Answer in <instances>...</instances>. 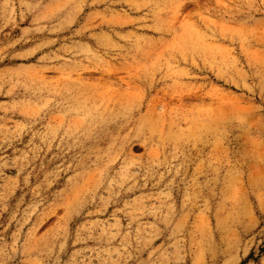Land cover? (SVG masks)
Returning a JSON list of instances; mask_svg holds the SVG:
<instances>
[{
    "label": "rangeland",
    "instance_id": "rangeland-1",
    "mask_svg": "<svg viewBox=\"0 0 264 264\" xmlns=\"http://www.w3.org/2000/svg\"><path fill=\"white\" fill-rule=\"evenodd\" d=\"M0 264H264V0H0Z\"/></svg>",
    "mask_w": 264,
    "mask_h": 264
}]
</instances>
